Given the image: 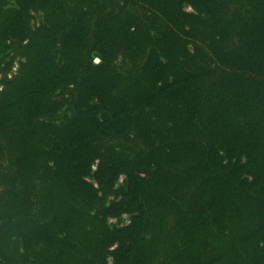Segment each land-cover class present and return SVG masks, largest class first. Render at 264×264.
I'll return each mask as SVG.
<instances>
[{"label":"trees","instance_id":"trees-1","mask_svg":"<svg viewBox=\"0 0 264 264\" xmlns=\"http://www.w3.org/2000/svg\"><path fill=\"white\" fill-rule=\"evenodd\" d=\"M0 264H264V0H0Z\"/></svg>","mask_w":264,"mask_h":264},{"label":"rangeland","instance_id":"rangeland-1","mask_svg":"<svg viewBox=\"0 0 264 264\" xmlns=\"http://www.w3.org/2000/svg\"><path fill=\"white\" fill-rule=\"evenodd\" d=\"M11 2V1H10ZM100 59L95 57V62H99ZM63 94L61 93H56L54 95L55 98H59L61 97ZM72 114V109L69 105L67 104H63L61 105V107L59 108V110L54 113L51 117H53L54 119H56V121H60L68 116H70ZM97 163L98 162H95L93 167H92V171L91 173L87 176L88 180H90L92 183H94L96 186H98V183L93 175V171L96 170V167H97ZM123 177L124 175H122L120 177V180L118 182V185H121L122 184V181H123ZM130 221V214L128 212H123L122 214H120L119 216H116V217H110L109 218V223L111 225H123V224H127L128 222Z\"/></svg>","mask_w":264,"mask_h":264}]
</instances>
